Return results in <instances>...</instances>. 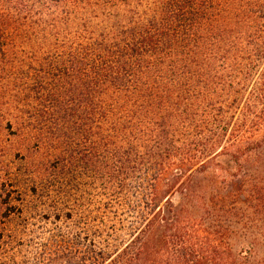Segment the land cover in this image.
<instances>
[{"label":"trees","instance_id":"obj_1","mask_svg":"<svg viewBox=\"0 0 264 264\" xmlns=\"http://www.w3.org/2000/svg\"><path fill=\"white\" fill-rule=\"evenodd\" d=\"M16 139L38 182L114 190L89 210L119 243L79 264H264V0H0Z\"/></svg>","mask_w":264,"mask_h":264},{"label":"rangeland","instance_id":"obj_2","mask_svg":"<svg viewBox=\"0 0 264 264\" xmlns=\"http://www.w3.org/2000/svg\"><path fill=\"white\" fill-rule=\"evenodd\" d=\"M10 145L12 157L8 158L0 146V264H79L86 247L94 260L95 249L119 243L117 235L111 236L112 229L108 232L96 221V212L89 210V199L97 205L116 198L105 178H98L96 164L87 168L84 162L82 166L70 162L52 173L50 180L38 182L33 165L17 154L18 140ZM61 153L68 157L69 147ZM49 162L53 163V157ZM7 166L8 179L3 172ZM141 201L144 206L145 200ZM109 225L119 228L120 222L109 221Z\"/></svg>","mask_w":264,"mask_h":264}]
</instances>
